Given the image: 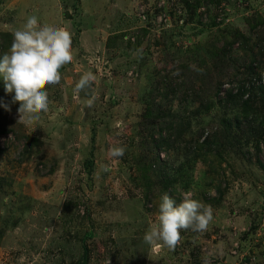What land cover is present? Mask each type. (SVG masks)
<instances>
[{
	"label": "rangeland",
	"instance_id": "374dc122",
	"mask_svg": "<svg viewBox=\"0 0 264 264\" xmlns=\"http://www.w3.org/2000/svg\"><path fill=\"white\" fill-rule=\"evenodd\" d=\"M32 15L70 30L73 61L30 124L0 82V264H264V0H0V54ZM186 191L207 231L145 244Z\"/></svg>",
	"mask_w": 264,
	"mask_h": 264
},
{
	"label": "clouds",
	"instance_id": "9594fccd",
	"mask_svg": "<svg viewBox=\"0 0 264 264\" xmlns=\"http://www.w3.org/2000/svg\"><path fill=\"white\" fill-rule=\"evenodd\" d=\"M72 61V33L65 27L42 25L37 16L32 15L22 29L13 32L10 49L0 54V82L4 92L11 94V103L19 102L18 122L30 124L38 121L42 112L48 111L49 98L44 86L59 84L61 68ZM95 79L91 71L83 73L75 83L74 95L78 96L82 91L87 94ZM93 103L94 98H90L85 107L91 108ZM0 108L11 111L9 103L2 97ZM109 154L113 158L123 157L125 148L111 147ZM104 171L108 168L105 167ZM181 195L179 203L167 192L161 195L156 222L143 236L145 244L174 251L181 241L182 231H207L214 218L211 206L194 199L191 191ZM202 264H210V260L205 257Z\"/></svg>",
	"mask_w": 264,
	"mask_h": 264
},
{
	"label": "trees",
	"instance_id": "16d2710c",
	"mask_svg": "<svg viewBox=\"0 0 264 264\" xmlns=\"http://www.w3.org/2000/svg\"><path fill=\"white\" fill-rule=\"evenodd\" d=\"M232 43H230V45H231ZM219 58H220V56H218ZM220 60V59H219ZM255 66L256 65H253V64H248V65H246L245 66V76L247 75V77H250L251 78V80H248L249 82H246L247 83V85L245 84V82H243L241 85H239L238 87H237V89H236V91L235 92H233L232 90H229V91H227L226 92V95L229 97V98H232V97H234L235 95H240V97H242V96H244V95H247V93H251L252 92V90H254L255 89V82L254 81H257V77L256 76H251L252 74H254L255 73ZM256 79V80H255ZM260 81H261V79H259V82L258 83H260ZM244 85H246V87L244 86ZM258 88L259 89H261V90H264V85L263 84H259L258 85ZM246 97H248V95L246 96ZM245 102L246 103H249V101L248 100H245ZM239 125H237L236 124V122H230V123H228V125H227V128H228V130L231 128V129H233V128H236V127H238ZM1 131V130H0ZM218 135L216 134L215 135V137H217ZM215 137H213V138H215ZM259 165L263 168V170H264V165L261 163V162H259ZM85 249V252H86V248H84Z\"/></svg>",
	"mask_w": 264,
	"mask_h": 264
}]
</instances>
